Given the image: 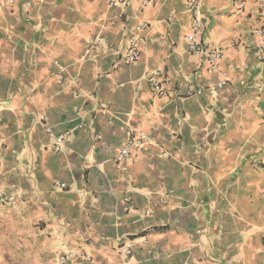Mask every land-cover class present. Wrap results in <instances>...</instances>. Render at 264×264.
I'll return each mask as SVG.
<instances>
[{
  "label": "crops",
  "instance_id": "1",
  "mask_svg": "<svg viewBox=\"0 0 264 264\" xmlns=\"http://www.w3.org/2000/svg\"><path fill=\"white\" fill-rule=\"evenodd\" d=\"M189 1L0 0V264H264V0H199L213 70L186 51Z\"/></svg>",
  "mask_w": 264,
  "mask_h": 264
},
{
  "label": "built area",
  "instance_id": "2",
  "mask_svg": "<svg viewBox=\"0 0 264 264\" xmlns=\"http://www.w3.org/2000/svg\"><path fill=\"white\" fill-rule=\"evenodd\" d=\"M129 0H106V3L110 7L114 6H126L128 5ZM245 0H236L234 3V8L237 12H241L243 10ZM153 3V0H141L140 7L141 9H145L149 5ZM198 6L199 0H191L188 2V9L191 12L192 22L190 27V32L185 36V47L186 51L195 57L201 58L205 61L206 65H208L210 70H213L217 67L219 60L222 57L221 49L215 47L211 44H204L201 41V35L204 28V23L202 18L198 14ZM146 25L143 24L140 29H145ZM255 33L263 36V30H255ZM140 40L135 36H131L127 39V48L124 53L119 55L117 59L118 63H123L125 65L131 64L135 62L139 55V46ZM103 39H93L89 42V48L91 50H98L104 49L107 51V47L105 45ZM256 54H258L261 58L264 59V43L257 49ZM57 82L61 83L63 81L62 77H57ZM65 80V79H64ZM70 86L75 87L78 84V79L70 78L68 80ZM148 83L156 96H164V86L161 80L160 72H154L148 79ZM221 84H211L207 87V89L216 94L217 90L221 88ZM198 94L201 93V89L197 91ZM83 126L79 125L78 129H82ZM68 134H66L67 136ZM65 135L58 137V139L52 141V148L55 152L61 151L62 147L60 142L66 137ZM144 143V137L140 134H136L134 132H129L127 141L121 147L119 152L116 155L117 162L129 159L132 156V153L139 150ZM1 166V165H0ZM55 187L58 189H64L65 185L60 183H55ZM4 199V203L9 207H15L18 203V195L15 193H10L8 195L1 196ZM145 214H149L146 212ZM262 233H264V227L261 229ZM119 254L128 257L131 255V250L128 247H119ZM77 256L74 253H67L63 256L58 258L59 264H65L68 260L72 259L73 257Z\"/></svg>",
  "mask_w": 264,
  "mask_h": 264
}]
</instances>
